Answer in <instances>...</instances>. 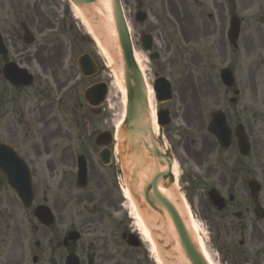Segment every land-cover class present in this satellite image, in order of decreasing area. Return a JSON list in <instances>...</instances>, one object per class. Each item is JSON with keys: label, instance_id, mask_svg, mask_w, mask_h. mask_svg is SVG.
<instances>
[{"label": "flooded vegetation", "instance_id": "af4514ba", "mask_svg": "<svg viewBox=\"0 0 264 264\" xmlns=\"http://www.w3.org/2000/svg\"><path fill=\"white\" fill-rule=\"evenodd\" d=\"M60 1L0 0V145L6 147L0 151V264H66L68 257L72 264H128L126 254L112 261L118 243L109 241L110 235L129 248L127 222L118 234L94 232L85 228L91 219L63 215L83 204H110L112 191L94 159L102 150L96 131L81 135L78 127L79 86L58 102L74 79L75 58L59 50L44 56L48 43L64 45L36 39L54 30L51 17L66 28L72 15ZM134 8L144 14L138 35H149L152 45L164 29L175 36L160 14L178 24L188 64L201 66V96L212 86L218 96L217 107H175L176 117L173 107L159 108L168 118L161 117L166 126L158 133L192 216L221 264H264V0H135ZM53 63L65 72L64 82L56 80ZM79 156L89 192L77 185ZM37 207L49 208L51 224L39 223ZM75 231L80 236L72 240ZM94 234L86 248L83 236ZM129 249L137 264L146 257L142 246Z\"/></svg>", "mask_w": 264, "mask_h": 264}, {"label": "water", "instance_id": "95a60500", "mask_svg": "<svg viewBox=\"0 0 264 264\" xmlns=\"http://www.w3.org/2000/svg\"><path fill=\"white\" fill-rule=\"evenodd\" d=\"M78 9L91 14L100 0H69ZM114 38L105 36L99 28L96 35L106 47L113 66L120 71L126 93V115L120 129L118 145L122 176L130 198L149 230L162 264H206L193 233L181 200L178 196L170 163L161 151L159 142L151 131L147 94L142 75L133 58L130 38L120 9L119 0H109ZM143 50L149 46L143 45ZM155 57H151L154 60ZM81 74L94 75L97 71L92 60L84 55L79 60ZM157 103L171 99L169 85L162 79L152 87ZM106 87L94 86L84 98L95 106L104 98ZM94 95V96H93ZM93 96V97H92ZM39 216H43L38 210Z\"/></svg>", "mask_w": 264, "mask_h": 264}, {"label": "rangeland", "instance_id": "374dc122", "mask_svg": "<svg viewBox=\"0 0 264 264\" xmlns=\"http://www.w3.org/2000/svg\"><path fill=\"white\" fill-rule=\"evenodd\" d=\"M122 4H123V9L126 15V19L129 23V28H130V34H131V38L133 40V46H134V50L139 53L140 55L142 54V52L140 51L138 42H137V32L138 30L136 29V23L134 22L133 15L130 14L129 11V5H127L125 0H121ZM56 2H59V0H56ZM62 2V0L60 1ZM131 11L133 13V10L135 7L133 1H131ZM64 7L66 4H63ZM50 8V7H49ZM183 6H180L179 10L183 11ZM161 22L164 23V25L166 26V28H168L170 30V32H172L175 36L174 38L169 36L168 31H166V29H164V33L162 34L161 32L159 33V37L158 42L156 44V46L153 48V50L157 53H159V59L157 62L154 61V63H149V61L147 60V58L145 59L147 62V66H148V70L147 73H149V81L151 82L154 79V73L158 76H165L167 78H169V80L172 83L173 86V97L172 100H170L171 102H168L160 107H173L175 110V107H217L216 103L217 101V95L214 91V87L212 86V88L208 89V92L205 94V97L201 96V92H200V84L201 81L203 79H200L202 76V70H201V66L199 63H191V65L188 64L189 60V53H187L188 51H186V48L184 46V44L180 41L179 34H178V24L176 23V26L172 27L167 21H168V17L167 16H162L161 14L159 15ZM181 18H184L185 16H183V14H181V16H179ZM61 19L59 18L58 21L56 23H60ZM185 23V22H184ZM66 28H59L58 30H53V31H44V32H40L37 33V41L38 40H42V42H49V41H56L60 40V43H63L62 45H64V47L61 48H55L54 45L52 43H48V47L44 50L43 54L44 56H49V57H53V56H57L55 54V52L57 50L61 51V52H69L68 54L72 55L73 57H75V55H79L80 53L82 54L84 53H88L90 56H92L96 63L98 64V74L91 78V79H82L79 80V93L80 96L83 92V90L88 86L91 85L93 83L102 81V83H108L109 79H108V70L106 69L105 66V62H103L104 60L102 59V56L99 54L98 49L96 48V46L94 45L93 42H91L92 40L89 38L88 33L86 32V28L84 27V25L82 24V22L76 20L74 17H69L66 21ZM73 26V30L69 31V26ZM85 39V41H82V39ZM66 40H72L73 44L72 46L69 45L66 42ZM83 42V43H81ZM57 44V43H55ZM53 45V46H52ZM69 45V46H68ZM193 50L191 51L192 56H193ZM199 52V48L197 47L196 53ZM49 59V58H47ZM54 66L57 67L56 69V80L58 81H62L64 82V78H65V72L61 71V68L57 65V63H53ZM188 68L191 69V74H189L188 72ZM74 78H77V69L75 68V76ZM73 80V79H71ZM49 81V86L53 85V81L52 80H48ZM215 81V80H214ZM67 81L61 85V87H63L64 85H66ZM216 83V82H215ZM52 87V86H51ZM60 87V88H61ZM58 92V91H57ZM57 92L55 94V97L57 95ZM205 98V99H204ZM70 100L72 99L69 98ZM68 99V100H69ZM67 100V101H68ZM66 101V102H67ZM72 102V100L70 101ZM68 102V103H70ZM208 103V105L206 104ZM79 109H78V118H79V126L80 127V132L82 135H90L91 131L95 130H99V131H109L112 134H114V125H113V120H114V112H112L111 110H109V104L108 101L105 102L102 106V114H100L99 116H95L93 117L92 115L87 116L88 113V109L86 108L85 105H83L82 103V99L80 97V102H79ZM70 105V104H69ZM115 144V143H113ZM118 159L117 158H113L112 164L111 166H109V169L107 171V173L111 174V178L112 180H114L115 182V186L117 187V193L114 192V194H112V197L109 198L110 200V204H96L95 208L92 205H87V204H83L80 205L78 208L75 209H64L63 211V215H70L72 217H78V221L80 223L91 219L92 222H89L87 225H85V228H87V230L89 231H94V232H114L116 234H118L119 232L124 231V224L127 222L128 223V229L129 231H131V229H133L134 227L132 226L131 228H129V224L132 223V220L128 217V211L126 212L125 209H119L118 202H120L119 197H121V189H119L118 187H123L122 185V181H121V177L120 176V172H119V164L117 163ZM93 186L89 185L87 187V189L85 190V192H89L92 189ZM82 192V191H81ZM83 193V192H82ZM105 193L104 191H100L99 193L96 194V199L99 198L100 194L103 196V194ZM206 234L204 233L202 235V242L205 243V240L208 241L207 236H205ZM96 236V234L94 235H86L83 236V241L86 248L89 247V243H90V239L92 237ZM109 241H111V243L113 244L114 242H117L118 244L115 246V249L112 250L114 251V253L116 254L115 256H113L112 261H116V260H122V256L124 254H126L127 256V261L128 264H137L135 263V258H134V254L135 252L131 249H126L115 237H111L109 235ZM211 237V236H210ZM120 243V244H119ZM209 243V250L210 253L212 255H216L217 251H216V247L214 246V244L210 241H208ZM94 247L97 248V246L95 245ZM114 246L112 245V248ZM145 251V253L147 254V250L146 248L143 249ZM145 254V255H146ZM114 255V254H113ZM140 258L141 263L140 264H155V262H153L152 260H145ZM221 259L219 261L218 264H221Z\"/></svg>", "mask_w": 264, "mask_h": 264}, {"label": "bare ground", "instance_id": "6f19581e", "mask_svg": "<svg viewBox=\"0 0 264 264\" xmlns=\"http://www.w3.org/2000/svg\"><path fill=\"white\" fill-rule=\"evenodd\" d=\"M109 5H110L109 0H100L99 6L97 8L93 7L92 9H90L92 11L91 14H87L88 11H83L78 8H73V13L78 19H80L79 21H81L84 27L86 28L87 30L86 32L90 35L91 39L95 43V46L98 49L99 54L102 56V59L104 60L103 62H105V66L108 70L107 72L109 79V88L107 93V101L109 104L108 108L109 110L114 112L113 125L115 129H117L115 137L117 139V143H119V139H120L119 127L125 116V105H126L125 103L126 97L124 93L125 90L123 87L120 71L113 66L112 58L109 55V52H107L106 47L103 45V43L99 40L98 36L96 35L97 29L102 28L103 29L102 33L105 36H108L109 38H114V31L112 30L113 23L111 20L112 17H111V11ZM134 58H135L134 61L136 62L137 66L140 69L139 71H141L143 74L144 81L147 86V91H146L148 96L147 102L149 103V107L151 109L150 112L151 119L153 121L152 123H153L154 131L156 132L157 126L155 125L154 97H153V91L148 81L149 73H147L146 71L147 70L146 60H144L145 58H143V56L137 52L134 53ZM174 174L176 176V172H174ZM123 194L125 196L124 198L128 200L126 190H123ZM127 205L129 207L130 216L134 220L135 225L137 227L136 229L138 233L140 234L142 239L147 243L149 249L153 253L154 261L157 264H162L157 254V250L155 249V245L152 243L151 239H149L150 236L148 234L147 228L142 223L138 213H136L134 205L129 200ZM193 227H195L194 223H193ZM202 246L203 244H201V246L199 247L201 248V252L206 262L208 264H214L213 259L211 257L212 255L209 253L206 247L204 246L202 247Z\"/></svg>", "mask_w": 264, "mask_h": 264}]
</instances>
